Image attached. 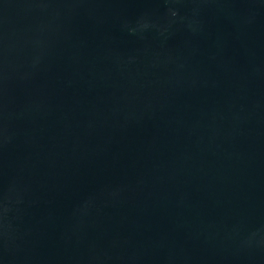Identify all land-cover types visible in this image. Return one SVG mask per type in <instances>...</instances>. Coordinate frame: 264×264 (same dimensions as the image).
Here are the masks:
<instances>
[{
    "label": "water",
    "instance_id": "1",
    "mask_svg": "<svg viewBox=\"0 0 264 264\" xmlns=\"http://www.w3.org/2000/svg\"><path fill=\"white\" fill-rule=\"evenodd\" d=\"M0 264H264V0H0Z\"/></svg>",
    "mask_w": 264,
    "mask_h": 264
}]
</instances>
